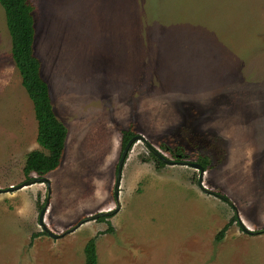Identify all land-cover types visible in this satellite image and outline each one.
Listing matches in <instances>:
<instances>
[{
    "label": "rangeland",
    "instance_id": "1",
    "mask_svg": "<svg viewBox=\"0 0 264 264\" xmlns=\"http://www.w3.org/2000/svg\"><path fill=\"white\" fill-rule=\"evenodd\" d=\"M28 1L42 76L68 129L61 166L44 176L53 234L117 208L130 127L172 162L211 156L204 186L264 230V0ZM37 135L0 5V264H85L93 238L98 264H264V233L230 224L235 211L200 189L198 170L161 166L143 141L125 160L120 210L50 236L39 221L47 184L10 190L38 177L24 174ZM202 141L210 152L196 149ZM178 147L183 158L167 150Z\"/></svg>",
    "mask_w": 264,
    "mask_h": 264
},
{
    "label": "trees",
    "instance_id": "2",
    "mask_svg": "<svg viewBox=\"0 0 264 264\" xmlns=\"http://www.w3.org/2000/svg\"><path fill=\"white\" fill-rule=\"evenodd\" d=\"M0 5L4 9L7 29L11 38V56L20 73L22 85L26 90L34 106L35 118L38 124L37 143L41 150H34L28 153L24 168V174L29 179L31 174L44 177L57 170L64 159L68 129L61 122L55 112L49 84L42 76V62L35 53V17L33 7L28 0H0ZM123 148L135 135L130 127L122 131ZM200 139L204 140L201 136ZM213 140V139H212ZM217 142L218 140L215 139ZM214 143H217L216 141ZM202 141L203 145H196V149L203 152H210L212 144ZM218 148V145H215ZM178 157H182V148L176 151ZM208 150V151H207ZM151 156L159 161L161 166L166 163L158 159L154 154ZM184 157V156H183ZM182 157V158H183ZM211 156L200 154L199 164L206 170L210 166ZM100 220H104L101 218ZM237 221L236 216L231 220ZM230 225L225 226L217 236L220 240ZM85 264H98V253L96 239H91L85 247Z\"/></svg>",
    "mask_w": 264,
    "mask_h": 264
},
{
    "label": "water",
    "instance_id": "3",
    "mask_svg": "<svg viewBox=\"0 0 264 264\" xmlns=\"http://www.w3.org/2000/svg\"><path fill=\"white\" fill-rule=\"evenodd\" d=\"M138 141L145 142V144L147 145V147L151 151V153L154 154L161 161L165 162L166 164L188 165V166L198 170L200 172L199 173V177H198V185H199L200 189L202 191H204L205 193H207L209 195H212V196H215L218 199L223 200L224 202L228 203L233 208V210L235 211L237 223L239 224L240 228L244 232H246L247 234H251V235H258V234L264 233V230L252 231V230L248 229L245 226V224L242 222V220L240 218V215H239V212L237 211L235 205L231 202V200L228 197H226V196H224L222 194H219L217 192H214L212 190H208L204 186V181L203 180H204L205 169L203 168V166H201V164L194 163V162H187V163H185V162H177V163L176 162H172V161L168 160L163 154H161L154 146L150 145L145 140V138L143 136H140V135H136L133 138H131L130 141L127 143V145L122 150L120 161H119V164H118V167H117L116 183H115V187H114V197H115V200L117 202V208L115 210H112V211L100 212V213H98L96 215L88 216V217L84 218L83 220H81L77 225H75L74 227L70 228L69 230H67L66 232H64L61 235L53 234L43 223L44 215H45L46 210H47V208L49 206V200H50V194H51V192H50L51 184H50V181L46 177H34V178L28 180L27 182H25L24 184H22L19 187H16V188L15 187H11L10 190L11 191H15V190L22 189L24 187H27V186H30V185H33V184H36V183H46L47 186H48L47 201H46V204L43 207V209L41 211V214H40V218H39L40 224L42 225L43 230L46 233H48L50 236L54 237V238H59V237L65 236L67 234H70V233L74 232L81 225H83V224H85V223H87L89 221H94V220H97L99 218L112 216V215L116 214L120 210V208H121V204H120V184H121V179H122L123 167H124L125 160H126L128 154H129L130 150L132 149L134 144L136 142H138Z\"/></svg>",
    "mask_w": 264,
    "mask_h": 264
}]
</instances>
